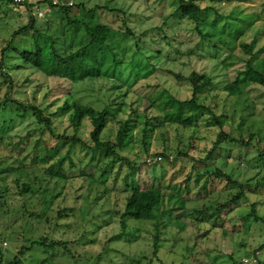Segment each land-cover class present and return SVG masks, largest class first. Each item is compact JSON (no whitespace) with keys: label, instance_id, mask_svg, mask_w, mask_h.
Returning a JSON list of instances; mask_svg holds the SVG:
<instances>
[{"label":"rangeland","instance_id":"374dc122","mask_svg":"<svg viewBox=\"0 0 264 264\" xmlns=\"http://www.w3.org/2000/svg\"><path fill=\"white\" fill-rule=\"evenodd\" d=\"M44 1L35 30L13 37L33 14L0 0V261L45 241L60 244L53 249L35 243L23 256L25 264H243L254 255L264 264V84L253 83L240 94L224 88L254 52L253 63L264 64V0H197L203 9L198 22L176 11L179 0H59L74 4L71 18L81 23L70 25L59 8H51L53 0L37 3ZM96 21L133 33L116 50V77L72 82L23 62L20 52L31 50L38 31L65 32L76 49L78 41H86L84 23ZM250 43H255L252 53L244 47ZM193 71L212 78L213 86L200 92L198 101L211 107L221 125L204 112L193 126L163 121L145 136L144 116L163 117L162 91L192 97L186 77ZM7 96L39 106L54 131L68 136L75 134L72 109L57 111L65 102L108 107L103 141L116 143L120 123L129 121L123 143L115 148L122 158L56 139L32 112L3 105ZM91 129L86 117L76 132L90 145ZM252 134L247 145L230 140L250 141ZM42 151H70L75 164L64 163L66 177L52 176L45 170L49 163L40 161ZM217 169L238 183L217 178ZM144 188L164 194L157 248L156 221L128 218L122 232L126 200Z\"/></svg>","mask_w":264,"mask_h":264},{"label":"trees","instance_id":"16d2710c","mask_svg":"<svg viewBox=\"0 0 264 264\" xmlns=\"http://www.w3.org/2000/svg\"><path fill=\"white\" fill-rule=\"evenodd\" d=\"M13 2V0H9ZM32 2H25L26 10L32 14ZM51 7L59 8V13L62 18L66 21V24H79L81 23L78 19H72L69 12L70 7L50 2ZM177 12L182 13L188 19L198 22L201 14L202 7L199 5L197 0H179L176 8ZM36 16H31L30 24L21 27L13 33V37L24 34L29 30H35ZM84 32L86 41H78L76 49H72L70 42V35L62 32L61 35L37 32V37L31 50H24L20 52L22 60L26 65H32L36 69L42 71L49 77H57L66 79L72 82H78L89 78H112L116 77L120 60L118 59L116 50L124 42L129 34H133L130 29L125 32L116 31L109 24L96 21L94 23H84ZM62 36V37H61ZM62 39V43L60 40ZM69 42V43H68ZM11 44V43H8ZM255 44V43H254ZM254 44H245V50L252 53ZM10 46V45H9ZM6 48L2 49V54L5 53ZM255 53L247 61L244 69L239 71V74L235 80L228 82L225 85V89L231 94H240L246 90L253 83L261 82L264 84V64H254L253 59ZM182 76H179V78ZM186 79L191 83L193 94L189 99H179L175 95L164 90L159 95V107L163 111V117L155 116L152 119L150 116H144V135L147 136L157 125V123L167 122H178L186 126H193L198 115L201 113L210 114L214 120L221 125V121L218 116L214 113L211 107L200 103L198 101V94L204 90L213 86L212 78L207 74L198 73L193 71ZM16 104L20 109L23 110L24 114L32 112V116L35 117L37 123L41 125L42 130L48 131L53 137L58 140L69 141V144L73 146L76 143H81L87 149L100 150L106 157L122 158L116 152V146L123 143L129 121H122L119 125L118 133L116 136V143L112 144L108 141L102 140V133L108 125L111 111L108 107L103 109H96L92 106L74 103L73 105L65 102L61 107L58 108V112H66L72 109L70 121L75 131L73 136L65 134H57L53 129V123L50 116L45 115L43 110L33 104H23L16 99H12L7 96L4 100L3 105ZM188 112V113H187ZM88 117L92 124L90 131V139L92 145L88 144L84 139L78 137V132L83 124L84 119ZM224 133H220L215 142L214 147L210 150L211 154L215 150V146L219 144L223 138ZM255 135L250 136V141H239L235 138H231V141L242 142L243 144H250L255 138ZM228 137V136H226ZM44 154L40 161L42 163H49L46 167V171L52 176L64 178L66 173L64 171V163L68 162L73 166L74 159L67 151L65 154H53L48 155L47 152L42 151ZM210 157V156H209ZM52 159V162L50 161ZM125 160L131 168H135L136 165H132L131 161ZM50 161V162H49ZM217 178H223L229 183H238L237 180H233L232 176L227 172L217 169L214 172ZM24 191H29V184L24 185ZM241 195L239 192L233 196L229 201L220 204L218 212H221L227 208L232 201H236ZM162 204H164V194L160 188H144L135 189L128 196L125 204L124 211L121 214L120 222L123 229V233L126 232L128 218L144 219L156 221V234L154 237L155 248L158 247L159 241V229L158 218L162 210ZM252 215L258 220L260 217L256 213V206L252 207ZM35 243L45 244L48 248H56L59 246V242L47 244L45 241L33 242L30 247H23L20 252L13 257L12 260L7 263L0 261V264H25L23 256L27 250L34 246ZM259 264V263H258Z\"/></svg>","mask_w":264,"mask_h":264},{"label":"built area","instance_id":"2783aa9c","mask_svg":"<svg viewBox=\"0 0 264 264\" xmlns=\"http://www.w3.org/2000/svg\"><path fill=\"white\" fill-rule=\"evenodd\" d=\"M28 1V0H13V3L15 5H19V6H23L24 10L26 9L25 8V2ZM53 3L54 4H59V5H64V6H72L74 5L72 2H68V3H64V4H61L59 0H53ZM32 14L36 17H41L43 16V11L41 9V4L35 2L33 5H32ZM159 157H157L156 159H153V158H149L147 159L148 162H155ZM5 245L7 244L6 242L4 243ZM243 264H258V256L257 255H254V256H251L249 258H244L243 259Z\"/></svg>","mask_w":264,"mask_h":264},{"label":"crops","instance_id":"0c3cea01","mask_svg":"<svg viewBox=\"0 0 264 264\" xmlns=\"http://www.w3.org/2000/svg\"><path fill=\"white\" fill-rule=\"evenodd\" d=\"M37 1H38V0H32L31 2H32V3H35V2H37ZM47 2H48V1H44V3H42L41 5H45V4L47 5ZM11 3H12V5H14V6L18 7V8H23V6L15 5L13 2H11ZM46 5H45V6H46ZM45 6H44V10H46V13H47V14H51V11H52L51 8H52V7L46 9ZM25 8H26V6H25ZM36 22H37V21H36Z\"/></svg>","mask_w":264,"mask_h":264}]
</instances>
